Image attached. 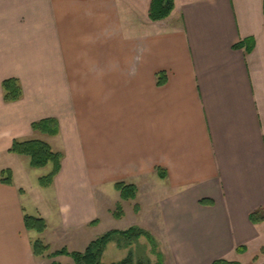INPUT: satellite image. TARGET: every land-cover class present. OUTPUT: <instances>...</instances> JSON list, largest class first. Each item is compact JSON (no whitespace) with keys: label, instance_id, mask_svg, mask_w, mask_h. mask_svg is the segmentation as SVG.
I'll return each mask as SVG.
<instances>
[{"label":"crops","instance_id":"obj_1","mask_svg":"<svg viewBox=\"0 0 264 264\" xmlns=\"http://www.w3.org/2000/svg\"><path fill=\"white\" fill-rule=\"evenodd\" d=\"M263 1L239 17L233 0H174L171 15L152 22L151 0H0V173L12 177L0 183V264L59 263L68 257H35L31 243L51 254L57 237L74 252L86 228L104 226L148 232L163 264H264V222L249 220L264 212ZM248 38L250 53L233 49ZM8 79L21 87L17 102L3 101ZM44 119L57 121L56 136L32 131ZM14 140L62 155L50 187L23 172L15 182ZM116 183L135 186V199L121 200ZM25 215L46 230L26 231ZM138 247L156 264L144 238L108 244L101 261Z\"/></svg>","mask_w":264,"mask_h":264},{"label":"trees","instance_id":"obj_2","mask_svg":"<svg viewBox=\"0 0 264 264\" xmlns=\"http://www.w3.org/2000/svg\"><path fill=\"white\" fill-rule=\"evenodd\" d=\"M174 9V0H151L148 18L152 22L163 21L167 19ZM263 16H264V1H263ZM254 48V42L250 38L245 39L238 44L233 46V49H245L247 53H250ZM162 78L159 80L161 84ZM3 92V101L5 103L17 102L22 98V90L19 82L15 79H8L2 82L1 85ZM31 129L33 132H38L43 135L54 137L59 132L58 123L55 119H44L31 124ZM11 154L18 156H25L29 158V166L32 169H42L48 165L52 166L51 171L48 175L40 177L38 179V184L41 188H48L52 185L54 178L60 171V163L62 160V155L60 153L54 152L50 146L40 140H14L12 142L11 148L8 151ZM157 174L161 179H164L165 175L157 170ZM11 170L6 169L0 173V183L11 185ZM116 191L119 192L120 198L123 201L134 200L136 197L137 189L133 185H126L124 183H116L114 185ZM201 204L206 203L201 201ZM208 204L210 202H207ZM135 212H138V207L134 208ZM123 214L120 205H117L113 216L119 219ZM24 227L26 231H34L36 233H43L46 229V223L42 218H36L32 216L25 215ZM249 220L252 224H258L264 222V212L262 210H257L249 215ZM95 222H92L94 224ZM140 238H144L147 244L150 246L151 254L157 259L156 264H163L162 255L157 251V244L155 239L146 231L139 228H130L126 231H109L99 238L91 241L89 245L83 252H68L65 248L46 255L50 248L48 245L43 244L40 240L33 241L31 243V249L35 257L47 256L49 258H56L60 256L68 257L72 260L73 264H105L102 263V255L110 243H115L120 249L130 248L133 244H137ZM139 251L141 247H138ZM236 252L238 254H243L246 252L245 247L237 248ZM138 256V253H133L131 250L128 252L127 256L116 263L111 264H151L150 260L145 256L143 251ZM143 255V256H142ZM51 264H59L52 262ZM212 264H239L235 261L227 260H217Z\"/></svg>","mask_w":264,"mask_h":264},{"label":"rangeland","instance_id":"obj_3","mask_svg":"<svg viewBox=\"0 0 264 264\" xmlns=\"http://www.w3.org/2000/svg\"><path fill=\"white\" fill-rule=\"evenodd\" d=\"M177 1L178 3L181 1V0H175ZM234 3H235V10L237 11V15L240 16H247V15H255V10H256V6H255V0H233ZM146 16V14H145ZM238 17V18H239ZM148 18V17H147ZM146 19V18H145ZM149 19V18H148ZM18 160H21L22 164H21V170L19 169V167H17V165L14 163V162H9V165H12V167H15V178L17 177V179L15 180V182L18 184L19 180L22 178V174L26 173V176L28 177V174H30L29 176V180L30 181H35V179L40 175V176H46L49 174L52 166L51 165H48L47 167L45 168H42L38 171H34V169L32 170V168H30L29 166V158L25 157V156H22L20 158H18ZM23 172V173H22ZM39 176V177H40ZM48 193H50L49 191H45V195L49 196ZM43 204H46L45 207H47L48 209L51 210V208L54 209V206L55 203H54V200L50 199V198H47V199H44L42 201V205ZM128 205H126L127 207ZM48 221H49V226L53 229L57 226V223H56V219L54 217L53 214H51L50 216H48ZM127 223L129 224H132L134 223L132 219H127ZM47 227V226H46ZM108 226H104L102 229H91V228H86L85 229V232L81 233V238H80V241L78 243H76L73 247H74V252H79V251H82L81 249H83V243L84 241H87V240H90V241H93L96 239V237H100L101 235H103L102 232H104L106 229H107ZM46 230V229H45ZM44 230V231H45ZM43 231V232H44ZM102 233V234H101ZM105 233V232H104ZM41 234V233H39ZM53 238V237H52ZM56 240H54L52 242V247H54L55 249L59 250L61 249V247H63L64 245H67V244H64L65 242H60L59 240L57 241V237L55 238ZM41 241V240H40ZM42 242V241H41ZM43 243V242H42ZM44 244V243H43ZM69 247H72V246H69ZM150 247V246H149ZM53 248V249H54ZM50 251V250H49ZM141 251L138 250L137 248V251L135 252L136 254L138 253V256L141 255V253H139ZM49 254V252L47 253ZM46 254V255H47ZM43 256V257H46L48 259H52V258H49L47 256ZM147 255V254H146ZM145 255V256H146ZM143 256V255H142ZM41 257V258H43ZM252 258L253 257H245L243 259V262L245 264H252L253 261H252ZM109 255L108 257H105L104 260H103V263L105 264H109L111 260H109ZM46 260V259H45ZM72 262V260L70 258H62L59 260V263L60 264H68Z\"/></svg>","mask_w":264,"mask_h":264}]
</instances>
